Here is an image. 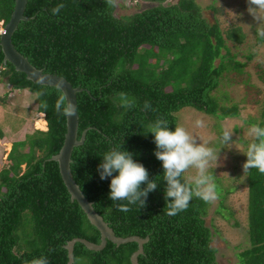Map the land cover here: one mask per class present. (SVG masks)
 <instances>
[{
	"label": "trees",
	"instance_id": "trees-1",
	"mask_svg": "<svg viewBox=\"0 0 264 264\" xmlns=\"http://www.w3.org/2000/svg\"><path fill=\"white\" fill-rule=\"evenodd\" d=\"M137 1L148 5L117 16L115 0H27L24 15L29 18L19 22L12 43L36 68L81 88L76 93L77 137L86 133L71 153L72 176L116 236L149 237L139 264H217L205 221L209 202L193 196L186 210L166 214L164 169L154 155L148 125L163 119L174 131L176 113L184 107L223 118L237 114L236 106L220 105L212 92L224 71L239 69L226 42L240 43L244 35L239 27L222 30L217 22L210 23L195 0ZM59 4L64 7L53 15L51 9ZM13 7L14 0H0L3 24ZM1 66L0 80L32 92L35 110L44 115H37V129L13 142L4 159L0 133V264H30L41 257L48 264H67V241L79 237L99 243L100 232L70 200L58 163L51 159L66 133V114L55 107L63 93L27 79L3 61L0 50ZM258 125L264 127V111ZM116 147L131 153L158 184L142 208L137 204L128 212L118 211L116 204L127 202L109 198L111 177L102 180L97 171L103 155ZM246 180L250 246L236 254L237 264H264V174L249 169ZM217 194L222 198L221 190ZM217 211L231 216L222 201ZM136 249V242L117 246L107 240L101 250L76 242L73 264H132Z\"/></svg>",
	"mask_w": 264,
	"mask_h": 264
},
{
	"label": "rangeland",
	"instance_id": "rangeland-1",
	"mask_svg": "<svg viewBox=\"0 0 264 264\" xmlns=\"http://www.w3.org/2000/svg\"><path fill=\"white\" fill-rule=\"evenodd\" d=\"M195 1L210 23L217 22L222 30L239 27L244 35L240 43L226 42L230 55L240 63L239 69L224 71L218 87L212 92L220 105L236 106L237 114L223 118L192 107H184L176 113L177 125L186 128L196 138L197 144L205 143L213 148L218 157L208 169L216 185V199L209 202L205 221L211 228V245L216 248L217 264H237L236 254L250 246L247 232V180L243 164L247 160L244 153L247 152L249 144L254 142V138L248 134V129L262 120L264 111V41H257L259 22L249 13L247 0ZM115 2L117 16L132 14L148 5L147 2L137 0ZM167 2L174 3L176 0ZM259 27L264 28V25ZM26 91L30 92L27 89ZM31 96L32 99L35 97L33 93ZM35 107L34 100L25 109L20 107L16 110L23 116L30 115L32 118ZM0 114V127L12 124L22 127L24 123L25 118L15 116L11 119V116L1 109ZM198 119L203 121V127L196 126ZM225 129L233 132L229 144L222 140ZM7 147L9 148V145ZM6 156L5 152L3 159ZM2 164L0 162V170ZM23 167L24 165L22 169ZM195 173L194 168H189L183 176L192 182ZM220 190L222 198L217 194ZM221 201L231 213L229 218H224L217 211ZM225 214L229 216L228 212Z\"/></svg>",
	"mask_w": 264,
	"mask_h": 264
},
{
	"label": "clouds",
	"instance_id": "clouds-1",
	"mask_svg": "<svg viewBox=\"0 0 264 264\" xmlns=\"http://www.w3.org/2000/svg\"><path fill=\"white\" fill-rule=\"evenodd\" d=\"M107 2L113 4L114 0H107ZM247 3L249 13L259 22V26L264 25V0H247ZM63 7V4H59L51 9L53 15H57ZM0 23H2V31L4 24L3 21ZM259 26L258 35L264 37V28ZM2 82L5 83V81ZM7 88L9 91L13 90L8 85ZM55 107L57 112L63 110L66 115H75V105L70 100L65 105L63 95L59 97ZM149 107L150 104L146 103L145 108ZM39 113L42 112L37 111L35 118ZM195 123L198 127L204 126L202 120L198 119ZM148 132L154 134L157 149L154 155L162 162L164 169L165 199L169 201L165 208L166 214L175 216L180 211L186 210L193 196L205 202L215 200L216 185L213 176L208 172L211 163L218 159L215 150L205 143L197 144L196 138L180 125H176L174 131L170 130L168 122L163 119H157L155 123L149 124ZM232 133L228 129L223 131L222 140L225 144H229ZM248 134L254 138V142L249 144L247 152L244 153L247 157L243 164L244 172L255 168L264 174V127L253 124L248 129ZM189 168L196 170L191 184L182 179ZM97 171L102 180L111 177L109 198L113 202H127L116 204L120 212L130 211V205L138 204L140 208L144 207L149 193L156 190L158 186L155 181L149 180L148 170L143 164L136 162L131 153L121 151L118 147L110 149L103 155V161L98 165ZM114 173L118 175H113ZM145 183L147 187L141 189V185ZM30 264H48V261L41 257L33 259Z\"/></svg>",
	"mask_w": 264,
	"mask_h": 264
},
{
	"label": "water",
	"instance_id": "water-1",
	"mask_svg": "<svg viewBox=\"0 0 264 264\" xmlns=\"http://www.w3.org/2000/svg\"><path fill=\"white\" fill-rule=\"evenodd\" d=\"M26 2L27 0H14L11 16L0 32V50L3 53V61L11 63L15 70L23 72L27 79L33 82L59 88L65 96V103L67 104V101L70 100L75 105V115H66V133L63 144L58 153L53 155L51 159L58 163L59 173L69 192L70 200H75L79 204L89 222L100 232L99 243H94L79 237L67 241L64 246L68 254L67 264L74 263L73 248L76 242L84 244L89 250H101L105 247L107 240H110L117 246L127 242H136L137 249L130 255V261L132 264H139L138 256L144 253L143 244L148 242L149 237L146 236L142 238L136 235L126 237L116 236L109 224L98 212H96L93 207V202L85 197L72 176L70 168L71 153L75 146L81 145L84 142L86 133V130H84L80 138L77 137L78 113L76 93L80 91L81 88L73 87L72 84L62 76L46 73L42 69L36 68L28 61L27 57L16 50L12 43L11 37L19 22L21 20H28L29 18L24 15Z\"/></svg>",
	"mask_w": 264,
	"mask_h": 264
},
{
	"label": "crops",
	"instance_id": "crops-1",
	"mask_svg": "<svg viewBox=\"0 0 264 264\" xmlns=\"http://www.w3.org/2000/svg\"><path fill=\"white\" fill-rule=\"evenodd\" d=\"M31 94L32 92H28L26 89H13L9 91L7 85L0 80V109L5 114L10 115L11 119L15 116H19L21 119L25 118L22 127L15 124L0 127V133L3 134L2 146L4 147L6 155L9 153L13 142L23 140L27 133H32L34 131V122L36 120L34 117H36V111H34V116L31 118L30 115L23 116L16 110V108L19 109L20 107L25 109L31 102H34L35 97L32 99ZM1 119L2 116L0 114V124L2 126ZM7 145H9V148Z\"/></svg>",
	"mask_w": 264,
	"mask_h": 264
},
{
	"label": "built area",
	"instance_id": "built-area-1",
	"mask_svg": "<svg viewBox=\"0 0 264 264\" xmlns=\"http://www.w3.org/2000/svg\"><path fill=\"white\" fill-rule=\"evenodd\" d=\"M1 26H2V23H0V31H1ZM2 69H4V68L0 67V72H1Z\"/></svg>",
	"mask_w": 264,
	"mask_h": 264
}]
</instances>
